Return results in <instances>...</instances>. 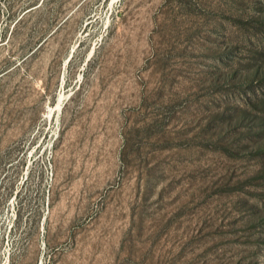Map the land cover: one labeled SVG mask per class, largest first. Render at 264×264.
<instances>
[{
	"label": "rangeland",
	"instance_id": "374dc122",
	"mask_svg": "<svg viewBox=\"0 0 264 264\" xmlns=\"http://www.w3.org/2000/svg\"><path fill=\"white\" fill-rule=\"evenodd\" d=\"M31 2L0 0V264H264V0H68L27 59Z\"/></svg>",
	"mask_w": 264,
	"mask_h": 264
},
{
	"label": "trees",
	"instance_id": "16d2710c",
	"mask_svg": "<svg viewBox=\"0 0 264 264\" xmlns=\"http://www.w3.org/2000/svg\"><path fill=\"white\" fill-rule=\"evenodd\" d=\"M68 0H33L27 7L24 9L28 10L19 20L14 23V26L11 31V39H17L19 35V28L22 25L23 18L32 14L38 15V20L32 26V31L29 34V37L25 44V53L27 59L33 57L41 48L49 41V39L56 33V25L49 23V28L42 27L48 23H44L46 20V12L48 9H59L58 6H61ZM35 7V8H34Z\"/></svg>",
	"mask_w": 264,
	"mask_h": 264
},
{
	"label": "bare ground",
	"instance_id": "6f19581e",
	"mask_svg": "<svg viewBox=\"0 0 264 264\" xmlns=\"http://www.w3.org/2000/svg\"><path fill=\"white\" fill-rule=\"evenodd\" d=\"M62 102H63V98L60 96L58 98V101H57V104H56V107H55V110H59L62 106Z\"/></svg>",
	"mask_w": 264,
	"mask_h": 264
}]
</instances>
